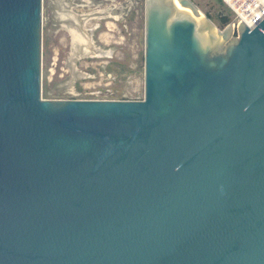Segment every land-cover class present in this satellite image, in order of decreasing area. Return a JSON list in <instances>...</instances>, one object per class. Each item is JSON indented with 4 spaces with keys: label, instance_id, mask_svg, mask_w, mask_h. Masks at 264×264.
<instances>
[{
    "label": "water",
    "instance_id": "obj_1",
    "mask_svg": "<svg viewBox=\"0 0 264 264\" xmlns=\"http://www.w3.org/2000/svg\"><path fill=\"white\" fill-rule=\"evenodd\" d=\"M181 6L143 99H44L43 0H0V264H264V18Z\"/></svg>",
    "mask_w": 264,
    "mask_h": 264
},
{
    "label": "rangeland",
    "instance_id": "obj_2",
    "mask_svg": "<svg viewBox=\"0 0 264 264\" xmlns=\"http://www.w3.org/2000/svg\"><path fill=\"white\" fill-rule=\"evenodd\" d=\"M192 2L220 30L235 17L223 0ZM42 16L44 99H143L145 0H43Z\"/></svg>",
    "mask_w": 264,
    "mask_h": 264
},
{
    "label": "built area",
    "instance_id": "obj_3",
    "mask_svg": "<svg viewBox=\"0 0 264 264\" xmlns=\"http://www.w3.org/2000/svg\"><path fill=\"white\" fill-rule=\"evenodd\" d=\"M232 10L235 15L234 19L228 25H234V23L240 18L243 14L252 16L255 13H258V16L254 18L253 23H248L244 21L250 27L257 25L264 18V0H223ZM238 23V21H237ZM227 25V26H228ZM236 31V30H234ZM70 99H112V98H70Z\"/></svg>",
    "mask_w": 264,
    "mask_h": 264
},
{
    "label": "bare ground",
    "instance_id": "obj_4",
    "mask_svg": "<svg viewBox=\"0 0 264 264\" xmlns=\"http://www.w3.org/2000/svg\"><path fill=\"white\" fill-rule=\"evenodd\" d=\"M181 9H182L183 12H185V13L193 16L197 20V22H198L199 25H204L205 24V22H206V20H205L206 19V16L202 12L199 15H196L193 12V10L191 8H189V7H183V6H181ZM257 16H258V13H255L252 16L243 14L240 18H238V20H237L238 23L236 21L234 23V25L232 24L231 26H233L234 30L237 31V29L239 27V24L245 23L244 21H246V22H248V23L251 24V23H253L254 18L257 17ZM204 37H206V34H204Z\"/></svg>",
    "mask_w": 264,
    "mask_h": 264
},
{
    "label": "trees",
    "instance_id": "obj_5",
    "mask_svg": "<svg viewBox=\"0 0 264 264\" xmlns=\"http://www.w3.org/2000/svg\"><path fill=\"white\" fill-rule=\"evenodd\" d=\"M228 21H229V17L228 16H225V17L222 18V22H223L222 24L226 25V23H228Z\"/></svg>",
    "mask_w": 264,
    "mask_h": 264
}]
</instances>
